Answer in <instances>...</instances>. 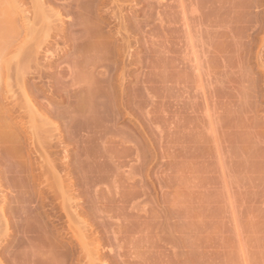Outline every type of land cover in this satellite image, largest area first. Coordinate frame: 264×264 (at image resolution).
Wrapping results in <instances>:
<instances>
[{
	"label": "rangeland",
	"instance_id": "obj_1",
	"mask_svg": "<svg viewBox=\"0 0 264 264\" xmlns=\"http://www.w3.org/2000/svg\"><path fill=\"white\" fill-rule=\"evenodd\" d=\"M41 1L46 9V13L43 12L45 16L57 11L61 13V19L53 21L55 26L68 28L81 21V7L76 8L73 4L67 12L62 8L61 3L70 0ZM250 1L253 0H132L120 5V14L125 20L143 29L148 22L159 26L157 33L149 35L152 39L137 37L136 56L140 61L143 58L144 62L145 57L153 61L158 59V62L162 60V64L157 66L161 68L154 70L156 78L152 77L151 88L144 89L137 81L153 71L150 67H144L142 62L134 66L131 74L135 76L126 77L127 87L143 89L148 95L151 93L154 99L138 89L134 92L136 95L131 97L132 91L128 89L125 105L131 107L135 115L132 116L130 110L126 114L124 111L116 124L123 132L133 128L129 132L134 133L126 131L122 137L129 139L130 144L127 141V145L133 147L135 144L141 149L142 153L139 152L143 160L140 162L143 164L141 166L139 161L130 159L128 169L127 166L119 169L121 180L107 184L113 194L117 191L116 184H124L125 187L133 182L125 178L128 171L131 172L129 164L134 165L135 162L141 166L140 178L136 176L135 183L138 182L137 188L143 186L147 190L145 195L138 197V203L134 206L136 209L132 212L133 217H137V220L140 218L142 223L149 220L151 226L147 229L150 231L146 228L140 230L138 226L136 230H140V233L137 230L136 238L131 241L135 247L130 245L132 243H124L127 245L123 247L130 250L128 252H137L138 256L151 254L146 260L152 259L153 264H264V39L263 42L261 39L264 36L260 38L264 35V0H257L261 4L257 8L251 7ZM26 6L34 11L40 8L37 0H26ZM106 7L105 12L96 10L98 18L93 24L101 25L104 36L114 40L117 37L112 26L115 21L109 18L111 5L106 3ZM105 14L109 22L107 25L100 22V17ZM152 18H155L153 23L150 22ZM253 19L260 21L259 34L257 29L254 34L246 30ZM248 33L253 36L247 37ZM145 40L152 41L146 49ZM67 44L59 42L55 44L56 50H52L50 62L54 67L51 73L53 79L59 77L57 68L64 66L72 55L74 47H67ZM38 60L42 61L41 56ZM0 61L1 69V57ZM35 76L32 75L27 84L32 85L33 91L43 92L41 102L53 101L56 108L64 109L67 102L55 101L50 94L53 86L48 83L49 78L38 79ZM134 96L142 97L144 103L140 101L141 98L134 100V103L137 101L136 107L134 103L131 105ZM6 104L3 101L0 106V123L7 120V124H1L0 129L16 134L19 129H13L14 115L3 112L2 107ZM138 104H142L143 108L142 105L138 108ZM147 109L152 112H145ZM23 135L19 142L14 139L8 142L10 158L7 161V155L2 153L4 147L0 148V161L4 159L0 169L8 171L5 173L8 179H5L8 187H12L10 190L17 186L15 169L21 166L17 162L21 155L36 165V155L25 138L27 134L24 132ZM145 135L147 138L150 136L149 140ZM147 147L153 149L149 151ZM144 159L149 160L147 162H151V165ZM72 161L74 158L70 159ZM13 173L15 177H12ZM15 188L13 190H18ZM13 190L9 192L12 196L9 195L8 199H13L9 200L13 202L9 204L17 210V198L14 196L18 191ZM89 200L92 201L88 198L78 202L74 208L80 209ZM127 209L131 214L132 208ZM111 215L110 219L118 221L119 217L113 218ZM127 218L131 222L134 220L130 216ZM47 221L43 225H48ZM120 221L116 224H120ZM9 235L8 249L14 250L19 235L13 231ZM58 237L67 241L71 239L68 235ZM97 238L102 243L103 237ZM166 240H169L168 243Z\"/></svg>",
	"mask_w": 264,
	"mask_h": 264
},
{
	"label": "bare ground",
	"instance_id": "obj_2",
	"mask_svg": "<svg viewBox=\"0 0 264 264\" xmlns=\"http://www.w3.org/2000/svg\"><path fill=\"white\" fill-rule=\"evenodd\" d=\"M37 1L40 8L34 11L26 6V0H0V57L3 61L0 69V106L3 101L7 103V106L2 107L3 112L14 115L16 120L13 129H19L16 134L0 129V146L3 145L0 148L4 147L2 153L5 152L7 155L5 160L7 161L10 158L8 157V142L11 139L19 142L25 132L27 134L25 138L29 140V148L36 155V160L34 159L36 165L30 159L16 155L21 158L17 159L21 166H16L17 180L14 179L15 182L17 181V186L13 187V189H18L16 190L18 192L10 190L12 187H8L6 183L5 173L8 171L4 172L3 168V171H0V255L2 254L0 264H153L152 259H148L150 262L146 260L151 254H146L147 257L140 254L138 256L137 252H128L130 250H124L125 247H123L127 245L124 243H132L138 231L140 233V230L147 229L151 223L147 219L145 221L141 219L143 223L140 218L138 221L135 219L137 217H133L132 212L136 209L135 203H138V197L145 195L147 190L142 188L143 186L137 188L138 182H136L137 185L135 183L136 176L140 178L141 175L142 151L137 145L135 147V144L131 147L129 139L122 137L126 131L129 132L133 128L123 132L116 124L122 112L125 111V114L129 110L131 112V107L125 105V97L129 96L127 95L128 89L132 91L129 90L131 97L136 95L134 92L137 89L138 91L143 90L131 88L129 84L127 87L126 84V77L135 76L131 74L135 69L134 66L143 61V58L140 61L136 56L139 44L137 37L142 36L143 39L150 37L149 35L155 34L154 32L157 33L159 26L150 25L151 23L148 22L143 29L140 25L125 20L120 14V5L124 1L132 2V0L63 1L61 4L65 12L70 11L73 4L76 8H82L81 21L68 28L55 26L53 21H59L61 13L55 11V14L45 16L44 2ZM50 1L46 0V2ZM106 3L111 5L108 12L109 18L115 21L112 26H114V34L117 37L114 40L104 36L101 25L93 24V21L98 18L96 10L100 9V12H105ZM258 4L257 0H253L251 7L257 8L261 5ZM52 16L55 18H51ZM154 20L155 18H152L150 22L153 23ZM158 21L161 23V20ZM258 21V19H253L246 30L253 33L257 29L259 34L260 21ZM100 22L106 25L109 23L107 14L100 17ZM246 36L253 35L248 33ZM263 36L261 35L260 38ZM261 39L263 42L264 37ZM59 42H68L66 46H73L74 50L65 62L66 64L57 68L59 77L53 79L51 73L54 67L50 59L53 56L51 54L56 47L55 44ZM151 42V40L143 41L144 48H148ZM40 56L43 62L38 60ZM158 61V59L153 61L145 57L142 62L144 67L153 69L148 75L143 76V74V77L137 80L144 89L151 88L149 86L151 79L156 78L154 70L161 68L157 66L162 64V60ZM32 75H36L38 79L48 77V83L53 86L50 94L54 96L55 101H66V107L59 110L53 105V101L41 102L40 95L43 92L33 91L32 85L27 84V80ZM143 94L148 95L146 92ZM143 94L140 96H145ZM140 96L138 98L134 96L131 105L135 99H141ZM143 100L142 98L140 101ZM148 102H150L149 99ZM147 110L145 112L150 111ZM5 114H2L4 118L7 116ZM153 118L156 120V117ZM155 120L149 121L154 122ZM145 155L149 156V153ZM71 158H74V161L70 162ZM130 159H134L135 162L139 161L141 166L135 162V166L129 164L131 172L129 170L125 178L132 179L133 182L129 185L127 183L128 186L125 185V187L124 184H116L117 191H114L113 195L110 193V186L109 189L107 188V184H115V181L120 179L119 169L126 166L128 169L127 163ZM2 160L4 162V159H1L0 168ZM144 161L149 160L144 159ZM150 163L147 162L148 165H151ZM13 174L12 177H15ZM12 177L10 176V180ZM104 187L109 190L110 195L106 193L107 190ZM12 190L16 192L14 197L17 198L15 199L17 210L14 205H11L13 202L9 201L13 199H8ZM88 198L92 201H87L80 208L81 210L74 208L78 202L88 200ZM127 208H132L130 211L132 216L129 211H126ZM110 212L113 218L119 217L118 221L110 219L112 216ZM129 216L136 220L134 222L132 218L136 227L130 218V221L128 220ZM45 218L49 221H47L48 225H43ZM13 219H15L14 222ZM119 221L123 223L116 224ZM146 223L150 225L147 226ZM138 226L141 229L137 231ZM11 231L19 235L15 251L8 249L7 238ZM59 235H68L71 239L68 241L61 237L59 239ZM97 236L103 237L102 243L99 242ZM128 238L131 240H126ZM19 247L26 248L27 251L24 252V249ZM1 257L4 260H1Z\"/></svg>",
	"mask_w": 264,
	"mask_h": 264
}]
</instances>
